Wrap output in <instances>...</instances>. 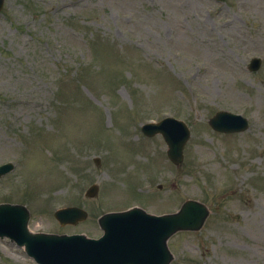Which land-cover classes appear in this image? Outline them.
Returning a JSON list of instances; mask_svg holds the SVG:
<instances>
[{
	"label": "rangeland",
	"instance_id": "obj_1",
	"mask_svg": "<svg viewBox=\"0 0 264 264\" xmlns=\"http://www.w3.org/2000/svg\"><path fill=\"white\" fill-rule=\"evenodd\" d=\"M254 57L264 60V0H5L0 164L19 168L0 180V202L46 211L35 220L45 232L99 238L105 211L166 214L195 199L210 215L169 240L172 264H264V61L252 74ZM221 110L244 114L249 130L213 131ZM167 114L192 129L179 168L161 138L133 127ZM93 184L99 196L87 200ZM58 204L90 217L62 227L49 215ZM0 264L36 263L0 239Z\"/></svg>",
	"mask_w": 264,
	"mask_h": 264
},
{
	"label": "water",
	"instance_id": "obj_2",
	"mask_svg": "<svg viewBox=\"0 0 264 264\" xmlns=\"http://www.w3.org/2000/svg\"><path fill=\"white\" fill-rule=\"evenodd\" d=\"M186 213L193 214L195 212H190L188 209H184L178 216L162 219L163 223L171 229L194 228L191 221L187 218ZM195 221H197V219H194L192 222L194 223Z\"/></svg>",
	"mask_w": 264,
	"mask_h": 264
}]
</instances>
